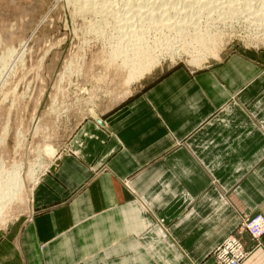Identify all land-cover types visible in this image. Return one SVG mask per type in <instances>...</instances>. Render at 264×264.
Here are the masks:
<instances>
[{"label": "crops", "instance_id": "crops-1", "mask_svg": "<svg viewBox=\"0 0 264 264\" xmlns=\"http://www.w3.org/2000/svg\"><path fill=\"white\" fill-rule=\"evenodd\" d=\"M80 122L0 232V264H264V48L162 64Z\"/></svg>", "mask_w": 264, "mask_h": 264}, {"label": "rangeland", "instance_id": "rangeland-1", "mask_svg": "<svg viewBox=\"0 0 264 264\" xmlns=\"http://www.w3.org/2000/svg\"><path fill=\"white\" fill-rule=\"evenodd\" d=\"M99 1L97 8L87 10L81 0H0V184L7 183L8 174L11 172V177L13 170L23 179V187L17 194L1 204L4 207L0 210V232L12 221L28 214L36 183L67 149L80 122L115 104L125 96L124 91L130 88L129 85L137 81H131L132 70L124 66L125 53L121 55L115 51L120 46L116 39L120 33L114 24L116 18L108 13L115 11L122 17L123 12L130 21L136 11L142 13L134 20L138 22L147 16L148 10L158 6H152L154 0H143L142 10L139 12L136 6L131 13L129 7L125 8L127 12L119 8L115 0ZM157 1L163 2L158 5L171 10L169 14L172 15L176 10L182 11L185 2L189 4L191 0ZM208 1L214 5L209 3L205 11L202 10L207 17L202 18L203 23L195 25L189 17L190 20L181 21L188 26L185 27L188 30L184 28L187 35L183 33L188 39L194 33L190 26L201 24L200 27L207 28L200 35V41L196 37L193 45H188L192 46V51L194 47V54L190 50L172 53V56L164 54L167 48L179 50L177 46L180 37L183 38L172 26L173 31L152 28L146 32L144 38L147 39H143L147 57L159 56L157 66L185 63L200 67L218 58L229 47L264 48V20L259 21L264 17V10H259V14L255 10L264 9L262 0L259 6L257 0H245L257 5L251 8L253 12L250 11L247 18L230 17L219 8L221 1L227 4L228 0ZM252 14H257L258 20L252 18ZM165 32L172 35V41H165ZM207 32L209 42L204 39ZM156 38H162V41ZM161 42L167 45L162 43L161 46ZM193 57L197 58L195 63ZM49 145L56 149L55 154L46 150Z\"/></svg>", "mask_w": 264, "mask_h": 264}, {"label": "bare ground", "instance_id": "bare-ground-1", "mask_svg": "<svg viewBox=\"0 0 264 264\" xmlns=\"http://www.w3.org/2000/svg\"><path fill=\"white\" fill-rule=\"evenodd\" d=\"M73 1V0H72ZM82 1V4L86 7V9L87 10H93L94 8H97V7H95L96 6V4L98 3V5L100 4L99 2V0L98 1H96V0H81ZM115 1H117V5H119V8H121L122 10H124L126 7H129V9L131 10V13H132V11H135V8L134 7H136L137 6V10L140 12L142 9V6L144 7V4L141 6V4H142V2H143V0H115ZM115 1H111L112 3L113 2H115ZM145 1V0H144ZM148 2H149V0H147ZM159 1H161V0H159ZM164 1V0H163ZM173 1V0H172ZM181 1V0H180ZM188 1H190V0H188ZM214 1V0H213ZM221 1V0H220ZM219 1V2H220ZM224 1H227V0H223V2ZM255 1V0H254ZM258 2V6H259V3H261V0L259 1V0H257ZM263 1L264 0H262V4H264L263 3ZM105 2V1H104ZM102 3V4H105V3ZM148 2H147V4H148ZM151 2V1H150ZM218 2V3H219ZM249 2V3H248ZM245 1V0H228V3L226 4V2H225V4H223L222 3V1L220 2V4H219V8L220 9H222V10H224L226 13H229V14H226V15H229L230 17H232V16H234V17H237V16H242V17H245V18H247L246 17V15H248L249 13H250V11H251V8H254V7H257V5H254V3L252 2V3H250V1ZM106 3H110V2H106ZM145 3V2H144ZM163 3V2H162ZM162 3H158V1L157 0H154V1H152V6H158V7H153V9L149 12V10H148V13H147V16H145L144 18H142L141 19V17H139V19H141L142 21H138V22H135L134 20H137V18H138V15L140 14H138V13H136V11L133 13V15H131L130 13H128V14H130L131 15V17H132V19L129 21V18L130 17H128V16H126L122 11V14H123V16L121 17L120 15H117V12L116 13H114V12H110V13H108L109 15L111 14L114 18H116V22L114 23L117 27H118V30H119V32L118 33H120L119 35H118V33H117V35L118 36H116V39H118L117 40V42L118 43H120V46L118 47V48H116L117 50H115L116 52H119L120 54L121 53H125L124 55H126V59L124 60L123 58V60H124V62H125V64H124V66L125 67H129V68H131V81H135V80H139L140 78H142L143 76H144V74L146 73V72H151V70H153V68L154 67H156L157 65H159L160 64V57L159 56H152V57H150L151 59H149V57H147V55H148V50H147V48H146V50H145V47H146V44H144L145 42H144V39H147V38H144L145 36H146V32H149L150 30H152V28L154 29L155 28V30H168V31H173L174 30V32L175 31H179V32H181L182 33V35H183V38H181L180 37V41H179V39H178V41H179V44H178V46H177V49H179V50H176L175 49V51H169L168 50V48H167V50L165 51L164 50V54H170V56H172V53H173V55L174 54H179V51L181 52L182 50H190L191 51V53H195L196 52V50L194 49V47H193V51H192V46L191 47H188V45L190 46V44L191 45H193V42H194V38H199L198 39V41H200V35L203 33V30L205 31L207 28H203V27H200V25H198V26H190V27H193V30H194V33H192L191 35H190V39H188V38H185V37H187V36H185L184 37V35L186 34V32H184V31H186V30H184V28L185 27H187L188 28V26L186 25V24H184V23H182L181 21H185V20H187L188 19V17L191 19H188V20H190V22H192V23H194L195 25H197L196 23H200L201 21H202V18H207V17H205V14H204V12L202 11V10H204L205 11V7H207L208 5H209V3H211V2H209L208 0H191L190 1V3L189 4H187V2H185V4H187V5H185L184 4V8H183V10L181 11V10H179V12L176 10V8H175V10H176V14L174 13V14H169L170 12H171V10H170V12H169V9L168 8H161L160 7V5H158V4H162ZM168 3V2H167ZM166 3V4H167ZM214 3V2H213ZM213 3H211L212 5H214ZM101 4V5H102ZM111 4V3H110ZM110 4H109V6H110ZM254 6H253V5ZM261 4V5H262ZM113 5V4H112ZM145 5H146V3H145ZM168 5V4H167ZM167 5H165V6H167ZM248 5H252L251 7H249ZM103 6V5H102ZM101 6V7H102ZM107 6H108V4H107ZM264 6V5H263ZM116 7V6H115ZM216 7H218L217 5H216ZM103 8V7H102ZM108 8H110V7H108ZM112 8H114L113 6H111V9ZM149 8H150V5H149ZM171 8V7H170ZM180 8V7H179ZM178 8V9H179ZM107 9V8H106ZM105 8H104V10H106ZM110 9V10H111ZM128 9V8H127ZM154 9H159L158 11L157 10H155L154 11ZM182 9V8H181ZM117 10V9H116ZM130 10H128V12L130 11ZM217 10V9H216ZM219 10V9H218ZM256 10V13L258 12V14H259V10L261 11H263L264 9H263V7L261 8L260 7V9L258 8V9H255ZM258 10V11H257ZM103 11V10H102ZM118 11H119V9H118ZM125 11H126V9H125ZM208 11H209V7H208ZM108 12V11H107ZM120 12V13H121ZM127 12V11H126ZM125 12V13H126ZM174 12V11H173ZM251 12H253V11H251ZM104 13H105V11H104ZM206 13V12H205ZM218 13V12H217ZM262 13V12H261ZM127 14V13H126ZM142 14V13H141ZM140 14V15H141ZM105 15V14H104ZM253 15V14H252ZM257 14H255V16L253 15V17L252 18H254L255 20H258V18H257V16H256ZM261 15V14H260ZM83 16V15H82ZM99 16V15H98ZM108 16V15H107ZM119 16H120V18H119ZM213 16V15H212ZM228 16V17H229ZM250 16V15H249ZM259 16V15H258ZM263 16H264V14H263ZM111 17V16H110ZM187 17V18H186ZM223 17V16H222ZM134 18V19H133ZM248 18H250V17H248ZM107 19V18H106ZM233 19V18H232ZM242 19V18H241ZM261 19H263L264 20V17H262V18H260V20L259 21H262ZM109 20V19H108ZM209 21V20H208ZM107 22V21H106ZM140 22V23H139ZM111 23V22H110ZM146 24V27H145V24ZM147 23H148V25H147ZM202 23H203V21H202ZM227 23V22H226ZM190 24V23H189ZM262 24H264V22L262 23ZM257 25V24H256ZM148 26V27H147ZM172 26H174V27H172ZM202 26V25H201ZM170 27H172L173 28V30L170 28ZM263 27H264V25H263ZM187 28H185V29H187ZM188 30V29H187ZM161 32V31H160ZM178 33V32H177ZM183 33H185V34H183ZM205 33V32H204ZM203 33V34H204ZM160 34V33H159ZM163 34H164V32H163ZM165 41L166 40H171L172 39V35H170V34H168V33H166L165 32ZM179 34V33H178ZM147 35H149V33L147 34ZM155 35H156V33H155ZM162 35V34H161ZM181 34H180V36H182ZM187 35V34H186ZM176 36H177V34H176ZM179 36V35H178ZM177 36V37H178ZM199 36V37H198ZM210 34H209V32H207L206 34H205V37H204V39L206 38L207 39V41L210 39ZM156 37V36H155ZM160 37H162L163 38V36H160ZM175 37V36H174ZM115 38V37H114ZM144 38V39H143ZM162 38H160V39H162ZM163 38V39H164ZM156 39H158L159 41H162V40H160L159 38H156ZM213 39V38H212ZM211 39V40H212ZM158 40H156V42L158 41ZM197 40V39H196ZM158 41V42H159ZM172 41V40H171ZM197 41V42H198ZM206 41V42H207ZM167 42V41H166ZM196 42V43H197ZM209 42V41H208ZM162 43L164 44V42H161V46H162ZM203 43H205V42H203ZM175 44V43H174ZM164 45H167V44H164ZM26 46V45H25ZM24 47V46H23ZM165 47V46H164ZM161 49H163V47L161 48ZM159 50V49H158ZM157 50V51H158ZM189 51V52H190ZM115 52V53H116ZM151 52V51H150ZM152 52H153V50H152ZM160 52V51H159ZM161 52H162V50H161ZM187 52V51H186ZM201 52V51H200ZM113 54H114V49H113V52H112ZM119 53L117 54V55H119ZM127 54H128V56H127ZM130 54H132V56L130 55ZM155 54V53H154ZM116 55V54H115ZM122 55V54H121ZM163 55V54H162ZM192 55V54H191ZM15 56V55H14ZM201 56V55H200ZM197 60V58H195V57H193L192 58V62H194L195 63V61ZM200 60V59H199ZM198 60V61H199ZM197 63V62H196ZM46 150L49 152V153H53V154H55L56 153V149L54 148V147H52V146H46ZM3 169V168H2ZM21 171V170H20ZM9 172V171H8ZM13 173L11 174V177H10V173L8 174L9 175V177L7 178L8 179V181H7V183H5V184H0V210L2 209V207H4V206H1V204L2 203H5V201H7L8 199H10L11 198V196H14V195H16L17 193V191H19L22 187H23V179H22V177L20 176V174H19V172H14V170L12 171ZM21 173V172H20ZM10 178V179H9ZM1 183V182H0ZM2 183H4V182H2ZM19 189V190H18ZM8 205V204H7ZM4 210V209H3ZM1 212V211H0Z\"/></svg>", "mask_w": 264, "mask_h": 264}, {"label": "built area", "instance_id": "built-area-1", "mask_svg": "<svg viewBox=\"0 0 264 264\" xmlns=\"http://www.w3.org/2000/svg\"><path fill=\"white\" fill-rule=\"evenodd\" d=\"M244 225L250 229L255 237L264 232L263 222H253L247 219ZM213 255L217 264H242L248 255V250L240 238L230 235L214 250Z\"/></svg>", "mask_w": 264, "mask_h": 264}]
</instances>
